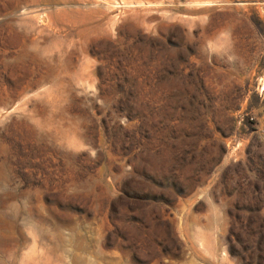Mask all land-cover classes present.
I'll return each instance as SVG.
<instances>
[{
	"label": "rangeland",
	"instance_id": "1",
	"mask_svg": "<svg viewBox=\"0 0 264 264\" xmlns=\"http://www.w3.org/2000/svg\"><path fill=\"white\" fill-rule=\"evenodd\" d=\"M32 1L0 0V264H264V0Z\"/></svg>",
	"mask_w": 264,
	"mask_h": 264
},
{
	"label": "bare ground",
	"instance_id": "2",
	"mask_svg": "<svg viewBox=\"0 0 264 264\" xmlns=\"http://www.w3.org/2000/svg\"><path fill=\"white\" fill-rule=\"evenodd\" d=\"M32 2H34V0L32 1ZM36 2V1H35ZM37 4H38V0H37V2H36ZM228 3V2H227ZM47 4V3H46ZM190 5V4H189ZM192 5V4H191ZM195 5V4H194ZM147 6V5H146ZM221 16H223V15H221ZM220 16V17H221ZM222 18V17H221ZM216 22H217V20H216ZM223 24H224V22H223ZM229 25V24H228ZM200 27V26H199ZM228 27V26H227ZM201 28V27H200ZM206 28V27H205ZM209 28V27H208ZM230 30V29H229ZM204 33V32H203ZM206 33V32H205ZM211 33V32H210ZM188 35V34H187ZM206 35H209V34H206ZM200 36H201V34H200ZM203 37V36H202ZM206 38V37H205ZM189 40V39H188ZM203 40H204V37H203ZM196 44V43H195ZM202 44V43H201ZM229 52V51H228ZM231 55V54H230ZM233 55V54H232ZM220 58V57H219Z\"/></svg>",
	"mask_w": 264,
	"mask_h": 264
}]
</instances>
